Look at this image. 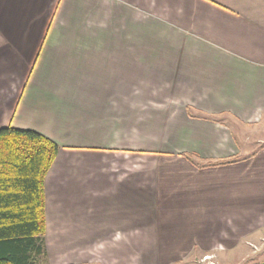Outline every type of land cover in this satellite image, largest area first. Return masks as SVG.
I'll list each match as a JSON object with an SVG mask.
<instances>
[{"label":"crops","instance_id":"crops-1","mask_svg":"<svg viewBox=\"0 0 264 264\" xmlns=\"http://www.w3.org/2000/svg\"><path fill=\"white\" fill-rule=\"evenodd\" d=\"M263 117L264 0H0V127L59 144L45 264L259 251Z\"/></svg>","mask_w":264,"mask_h":264},{"label":"trees","instance_id":"trees-1","mask_svg":"<svg viewBox=\"0 0 264 264\" xmlns=\"http://www.w3.org/2000/svg\"><path fill=\"white\" fill-rule=\"evenodd\" d=\"M59 144L44 134L11 125L0 127V264H31L44 254L45 176ZM196 166L230 160L197 161Z\"/></svg>","mask_w":264,"mask_h":264},{"label":"rangeland","instance_id":"rangeland-1","mask_svg":"<svg viewBox=\"0 0 264 264\" xmlns=\"http://www.w3.org/2000/svg\"><path fill=\"white\" fill-rule=\"evenodd\" d=\"M256 132H259L258 134H261L264 137V117L262 121L257 124V128L254 131V134H257ZM244 137L245 135L239 132L236 135L237 143L242 145V143H244L243 142ZM258 145L259 143L257 141H253L250 144L252 149L257 148ZM247 149H249V143H247ZM196 155L198 156H196L195 159L199 162L200 161L206 162L211 160V159L203 158L198 153ZM259 242H260L259 251H254L256 247H254V244L249 243V250L251 252L248 251V253L246 252L247 250L245 252L244 251L241 252L243 248H238L237 250H234L235 253L228 255L190 256L186 262H183L181 264H252L264 257V239H260ZM244 243H246V240H244L243 244ZM35 260H38L37 264H45V257L43 256V254L40 256H36Z\"/></svg>","mask_w":264,"mask_h":264}]
</instances>
